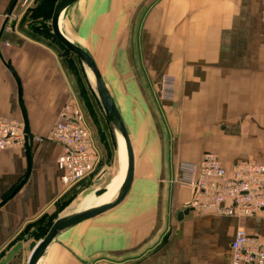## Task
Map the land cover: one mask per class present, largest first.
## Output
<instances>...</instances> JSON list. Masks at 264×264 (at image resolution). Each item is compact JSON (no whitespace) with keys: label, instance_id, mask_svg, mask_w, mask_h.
Segmentation results:
<instances>
[{"label":"crops","instance_id":"1","mask_svg":"<svg viewBox=\"0 0 264 264\" xmlns=\"http://www.w3.org/2000/svg\"><path fill=\"white\" fill-rule=\"evenodd\" d=\"M15 2L0 0V118L26 119L32 141L0 150V264H28L59 218L94 205L80 207L99 177L65 185L63 148L50 139L64 106L82 101L76 56L52 34L58 0ZM60 28L102 75L131 139L134 180L120 205L62 233L39 264H233L238 229L264 246V210L197 211L178 184L181 165L207 152L228 170L264 164V0H79ZM91 124L102 171L110 155Z\"/></svg>","mask_w":264,"mask_h":264},{"label":"built area","instance_id":"2","mask_svg":"<svg viewBox=\"0 0 264 264\" xmlns=\"http://www.w3.org/2000/svg\"><path fill=\"white\" fill-rule=\"evenodd\" d=\"M10 16V15H9ZM173 94L171 81L163 90ZM50 139L63 148L57 164L65 185H74L95 174L100 155L82 110L64 106ZM26 144L23 122L0 118V150ZM178 181L192 192L187 207L231 217H254L264 210V164L239 161L228 170L217 154L207 152L198 163H183ZM233 264H264V246L258 238L238 229L231 244Z\"/></svg>","mask_w":264,"mask_h":264},{"label":"water","instance_id":"3","mask_svg":"<svg viewBox=\"0 0 264 264\" xmlns=\"http://www.w3.org/2000/svg\"><path fill=\"white\" fill-rule=\"evenodd\" d=\"M18 0H16L17 2ZM79 0H58L55 5L52 15L51 27L52 34L55 39L71 54L76 56L84 65V67L91 73L94 79V87L99 98L101 106L104 110L107 122L110 126L115 144L122 157H124L126 166L122 175V183L115 194V196L107 203L84 211H77L59 218L50 228L48 234L39 243L33 242L30 246L32 251L28 264H39L47 248L65 231L71 229L75 225L99 216L107 211H110L120 205L127 197L134 180L135 156L131 143V139L122 120V117L103 81L102 75L91 57L80 45L73 43L61 31L60 17L62 13L72 4ZM15 2V4H16ZM12 14V10L9 15ZM8 18L0 32V40L4 28L6 27ZM24 132L26 135L27 149L30 147L32 138L29 136L28 125L25 119ZM124 143L125 152L122 151V144ZM124 155V156H123Z\"/></svg>","mask_w":264,"mask_h":264},{"label":"rangeland","instance_id":"4","mask_svg":"<svg viewBox=\"0 0 264 264\" xmlns=\"http://www.w3.org/2000/svg\"><path fill=\"white\" fill-rule=\"evenodd\" d=\"M66 56L68 59V55ZM73 58L74 62L76 63H73L72 68L74 70L77 83L82 90V101L78 107H80L84 114L85 125L89 127L87 123L91 122V127L94 132H96L103 142H106L104 143L106 145L105 151L107 152V155H110L108 159L111 161V164L105 166L104 170L102 168V171L101 169H98L95 172V174L97 176L99 175V177L96 179L95 187H93V190L89 193L92 194V196H90L91 199L88 200V202L80 205V207H83V205H87L90 202H95L94 205L91 204L93 206L90 205L91 207H94L112 198L118 189L124 169L122 156L120 155L118 148L115 146L112 139L111 131L107 125V121L96 94L94 84L90 80L89 72L76 57ZM79 203L80 202L75 201V198L70 202H67L65 212L68 213L74 211L78 207ZM90 206L84 207L83 210L88 209V207L91 208Z\"/></svg>","mask_w":264,"mask_h":264},{"label":"bare ground","instance_id":"5","mask_svg":"<svg viewBox=\"0 0 264 264\" xmlns=\"http://www.w3.org/2000/svg\"><path fill=\"white\" fill-rule=\"evenodd\" d=\"M89 72V71H88ZM90 73V72H89ZM90 75H91V73H90ZM91 78H92V81H93V84H94V79H93V76L91 75ZM121 144H122V151H123V153L125 152V149H124V143H123V141H121ZM124 156V155H123ZM123 159H124V157H123ZM124 162H125V159H124ZM125 166H126V162L124 163V170H125ZM123 179V178H122ZM122 179H121V182H120V184H119V186H118V189H119V187H120V185H121V183H122ZM118 189L116 190V192H115V194L117 193V191H118ZM115 194L112 196V198L115 196ZM112 198H110L108 201H106V202H104V203H102V204H100V205H97V206H101V205H103V204H105V203H107V202H109ZM97 206H94V207H97ZM94 207H91V208H94ZM91 208H88V209H91ZM88 209H85V210H88ZM79 211H84V210H79ZM77 212V211H76Z\"/></svg>","mask_w":264,"mask_h":264}]
</instances>
